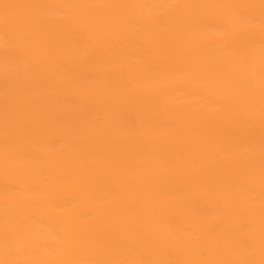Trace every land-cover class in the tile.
Wrapping results in <instances>:
<instances>
[{
    "label": "bare ground",
    "instance_id": "6f19581e",
    "mask_svg": "<svg viewBox=\"0 0 264 264\" xmlns=\"http://www.w3.org/2000/svg\"><path fill=\"white\" fill-rule=\"evenodd\" d=\"M0 264H264V0H0Z\"/></svg>",
    "mask_w": 264,
    "mask_h": 264
}]
</instances>
